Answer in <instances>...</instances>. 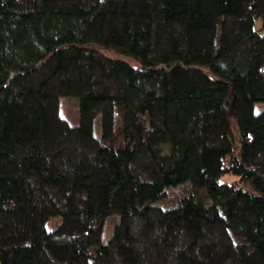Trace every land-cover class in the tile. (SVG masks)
<instances>
[{
    "label": "trees",
    "instance_id": "1",
    "mask_svg": "<svg viewBox=\"0 0 264 264\" xmlns=\"http://www.w3.org/2000/svg\"><path fill=\"white\" fill-rule=\"evenodd\" d=\"M0 264H264V0H0Z\"/></svg>",
    "mask_w": 264,
    "mask_h": 264
},
{
    "label": "rangeland",
    "instance_id": "2",
    "mask_svg": "<svg viewBox=\"0 0 264 264\" xmlns=\"http://www.w3.org/2000/svg\"><path fill=\"white\" fill-rule=\"evenodd\" d=\"M62 109L66 112V113H68L69 114V108H66V107H62ZM228 181H232L233 180V178L232 177H228V178H226ZM114 225V222H110L108 225H107V229H108V231L106 230L105 231V233H104V236H103V242L105 243V242H107L108 241V239H109V236H110V234H111V231H112V226Z\"/></svg>",
    "mask_w": 264,
    "mask_h": 264
}]
</instances>
